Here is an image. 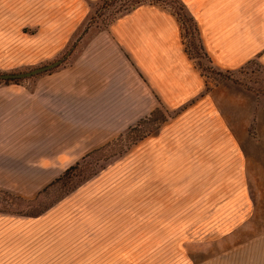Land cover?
Segmentation results:
<instances>
[{"label":"crops","instance_id":"obj_1","mask_svg":"<svg viewBox=\"0 0 264 264\" xmlns=\"http://www.w3.org/2000/svg\"><path fill=\"white\" fill-rule=\"evenodd\" d=\"M100 1L0 0V72L64 56ZM179 1L216 70L264 69V0ZM68 56L30 89L0 86V190L33 198L88 149L157 108L166 117L44 212L0 211V264H150L151 245L181 257L190 240L225 236L209 264H264L262 98L207 78L157 3L119 13Z\"/></svg>","mask_w":264,"mask_h":264},{"label":"rangeland","instance_id":"obj_2","mask_svg":"<svg viewBox=\"0 0 264 264\" xmlns=\"http://www.w3.org/2000/svg\"><path fill=\"white\" fill-rule=\"evenodd\" d=\"M125 1L126 0H118L116 3L110 5L109 8L101 10L102 13L99 17L100 20L101 18L109 19L111 17L110 21H112L114 18H116V16H118L120 12L119 13L115 12L117 13L115 14V16L113 12L123 7V5H125ZM157 4L167 7L168 9H170L172 12L176 14V16L178 17L181 23L182 34H183L186 47L189 49L192 55L197 56L195 57L196 61L201 62L203 66H208V67L211 66V69L201 71L207 78L216 82V80L226 77V79L232 80L233 82L238 83L239 85L245 87L248 91L255 93L256 96H260V98H262L261 100L263 101L262 103H264V69L258 62L250 61L236 71H226L225 72V71L216 70L212 66V64L210 62L208 63L207 59L204 56H202V51L200 49L198 51L196 50V48H198V38H197L196 32H199V31L198 29L195 28V25L193 24V22L188 19L186 12L183 11L182 9H179L178 5H176L175 3H172L170 0H165V1H162V3H157ZM110 21L108 22V24L110 23ZM87 23L79 31L78 33L79 35H77L74 42L81 44L83 39H85L88 35H90L92 32H95L98 29L96 27L95 22L92 23V25L91 23L87 25ZM98 23H99V26L102 27L101 21H98ZM194 46H196V48H194ZM212 68L215 71H212ZM14 71H19V70H14ZM218 72L222 73L223 76L219 75ZM35 77H32L30 79H25L19 84H24V86L30 89L31 85L34 83ZM4 84L6 83H0V86ZM162 116L166 117V113L163 110L161 112V117ZM155 125H156V122H150L145 125H142L137 131L129 132L128 135H125L121 137L120 139H118L117 141H115L113 148L115 149L124 148L127 145V148L126 149L124 148L125 149L124 152H126V150L128 149V144L131 145L133 142L138 140V136H143L146 133L153 130L151 128ZM113 139H116V137L112 138L111 140ZM90 150L91 149H88L83 154H86ZM105 153L106 151L102 153V155ZM100 155L101 154H98L96 156L99 157ZM117 156L119 155H116L110 158L109 160H105V161L100 160L99 161L100 166L97 168L96 173L88 176L86 179H83L80 183L77 184V186L74 187V189L82 185L88 184L87 183L88 181L95 180V178H98V177L99 179L102 178V173H104V171L110 168L112 162L116 160ZM91 161L94 162L93 159ZM58 192L59 190L57 188L51 189L47 194L42 195L34 202H32L34 197L33 198H23V197L16 196L13 194L6 195L0 192V210H6L8 212L20 213V214H31L33 211H37L39 208L48 204L56 196ZM253 199L255 200V204H257L258 206V212L259 210L264 211V195L253 196ZM103 207H104V211L102 212L103 216L109 217L110 222H112L111 217L113 216L114 212H111V211H113L116 208L112 206H111L112 208L109 206H103ZM202 235H203V230H199V237H201ZM114 237L116 239L120 238V236L119 238L117 236H114ZM198 240L188 241L190 243H187L184 245V248L187 249L188 252L183 251V256L181 257L180 255L178 256L172 255V249L174 248V246L167 245V244L159 246L161 249H164V252L161 253L160 255V253L157 250V246L151 245L149 246L151 247V253H152L150 255L152 257L150 264H209V262H211L214 256L220 255L226 250V236L222 238H214V239L213 238H210V239L199 238ZM156 257H163V259H156ZM115 264H122V262L115 263Z\"/></svg>","mask_w":264,"mask_h":264},{"label":"trees","instance_id":"obj_3","mask_svg":"<svg viewBox=\"0 0 264 264\" xmlns=\"http://www.w3.org/2000/svg\"><path fill=\"white\" fill-rule=\"evenodd\" d=\"M118 0H101L94 12L90 15L89 19H88V23H94L96 24L97 28H100L98 21H101L102 25L101 26H106L108 24V22L110 21V18H101L100 20V15H101V10L109 8L110 5L116 3ZM162 1L165 0H126L125 1V5H123V7H121L118 10H115L114 16L117 13H121L123 11H127L129 9H131L132 7L141 4V3H160ZM172 3H175L176 5H178L179 9H182L183 11L186 12L183 4L179 1V0H170ZM117 12V13H115ZM112 13V14H113ZM186 15L188 17V19L190 21L193 22V24L195 25V28H197L196 22L194 21V19L186 12ZM99 18V19H98ZM100 23V24H101ZM86 25V26H87ZM197 33V38H198V48H196V46H194V48H196V50L198 51L199 49L202 51V56H204L208 63L210 62V59L207 55V53L204 50V47L202 45L200 36H199V32ZM80 44L76 43V42H72L71 46L68 48V50L64 53V56L67 55V52L69 50H71L70 55L73 54L78 48H79ZM71 47H73L71 49ZM188 53L190 54V56L192 58L195 59L197 57L196 55H192V53L189 51V49L186 47ZM69 59V56L66 57L67 61ZM197 66L199 67V69H201V71L204 70H209L211 69V66H203L201 62L196 61ZM50 71V70H49ZM212 71L213 70L212 68ZM219 75L223 76L222 73L218 72ZM37 76V75H36ZM35 77V76H32ZM30 77V78H32ZM30 78H26V79H30ZM23 80L25 79H14V80H5L2 81L0 83H16L19 84L21 83ZM161 112L162 110L157 108L154 111H152L150 113V115L141 118L140 120H138L136 122V124H134L133 126H130L124 133L119 134L116 139H113L109 142H106L105 144L94 148L92 150H90L89 152H87L86 154H84L83 156H81L78 160H76L74 163L70 164L69 166H67L55 179H53L52 181H50L49 183H47L43 188H41L37 194L35 195L34 199L32 202H34L35 200H37L39 197H41L44 194H47L51 189L57 188L59 190V192L56 194V196L46 205H44L43 207L39 208L37 211H33L31 214H26V215H38L42 212H44L46 209H48L49 206H51L52 204H54L56 201H58L61 197H63L65 194H67L68 192H70L71 190L74 189L75 186H77L78 183H80L83 179H86L88 176L96 173L97 168L100 166L99 165V161H105V160H109L110 158L116 156V155H120L122 154L125 149L127 148V145L124 148H113V145L115 143V141H117L118 139H120L121 137L128 135L129 132L131 131H137L142 125H145L147 123L150 122H156V125L153 126L151 129H154L158 126V124L163 121L165 119V117H161ZM144 136V135H143ZM143 136H138V139H141ZM134 143V142H133ZM130 144H128L129 147ZM106 151L105 154L102 155V153H104ZM101 154L99 157H97L96 155ZM90 158V160H89ZM94 160L91 161V160ZM1 193L6 194V195H12L6 191L0 190ZM16 197V196H15ZM0 211H6V210H0Z\"/></svg>","mask_w":264,"mask_h":264},{"label":"water","instance_id":"obj_4","mask_svg":"<svg viewBox=\"0 0 264 264\" xmlns=\"http://www.w3.org/2000/svg\"><path fill=\"white\" fill-rule=\"evenodd\" d=\"M71 50L67 52V55H69ZM66 56H62L60 58H57L51 62H48L46 64H42L40 66H36L34 68L28 69V70H19V71H7V72H0V82L5 80H14V79H26L30 78L32 76L39 75L41 73L47 72L49 70L54 69L55 67L61 65Z\"/></svg>","mask_w":264,"mask_h":264},{"label":"built area","instance_id":"obj_5","mask_svg":"<svg viewBox=\"0 0 264 264\" xmlns=\"http://www.w3.org/2000/svg\"><path fill=\"white\" fill-rule=\"evenodd\" d=\"M160 3H162V2H160Z\"/></svg>","mask_w":264,"mask_h":264}]
</instances>
